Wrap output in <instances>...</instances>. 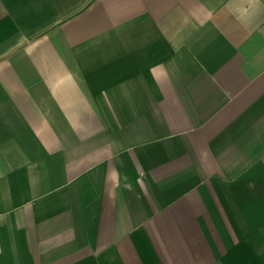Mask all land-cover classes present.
<instances>
[{
  "label": "crops",
  "instance_id": "obj_1",
  "mask_svg": "<svg viewBox=\"0 0 264 264\" xmlns=\"http://www.w3.org/2000/svg\"><path fill=\"white\" fill-rule=\"evenodd\" d=\"M0 264H264V0H0Z\"/></svg>",
  "mask_w": 264,
  "mask_h": 264
}]
</instances>
